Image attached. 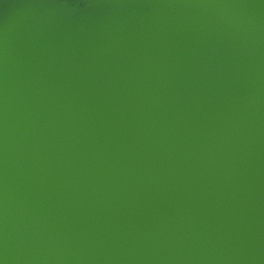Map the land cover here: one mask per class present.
Listing matches in <instances>:
<instances>
[{
    "label": "water",
    "instance_id": "water-1",
    "mask_svg": "<svg viewBox=\"0 0 264 264\" xmlns=\"http://www.w3.org/2000/svg\"><path fill=\"white\" fill-rule=\"evenodd\" d=\"M0 264H264V0H0Z\"/></svg>",
    "mask_w": 264,
    "mask_h": 264
}]
</instances>
